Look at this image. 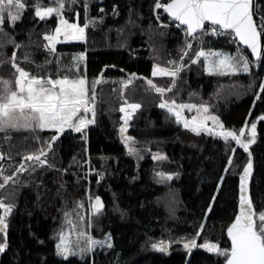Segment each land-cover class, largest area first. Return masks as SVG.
<instances>
[{
	"label": "trees",
	"instance_id": "16d2710c",
	"mask_svg": "<svg viewBox=\"0 0 264 264\" xmlns=\"http://www.w3.org/2000/svg\"><path fill=\"white\" fill-rule=\"evenodd\" d=\"M22 2L26 7L21 18L14 25L5 21L0 31V78L13 81L14 86L16 74L10 60L14 51L17 64L40 76L56 75L58 57L61 76L82 75L90 93L94 87L96 116L83 133L65 130L50 150L47 141L54 131L10 130V140L0 133V183L4 176L16 181L0 188V200L14 205L7 218L8 248L0 253V264H224L223 255L199 246L189 250L183 244L195 239L197 245L208 242L230 249L226 228L238 211V179L248 152L231 139L226 143L221 137L185 129L173 114L159 107L161 95L147 81L168 88L172 78L152 76V66L173 68L168 61H179L185 43L177 31L159 25L153 11L155 0H87V18L84 0L71 3L69 16L79 12L81 26L93 17H103V22L97 19L94 26L89 24L82 42L58 44L54 54L44 48L47 41L43 36L54 32L57 17L40 20L34 6H55V0ZM254 4L259 8L264 0ZM114 5L118 15L113 14ZM101 7L104 12L99 11ZM262 44L264 48V37ZM204 49L232 50L224 41L213 40L206 41ZM197 51L193 44L184 56L186 67L164 98L177 104H205L225 129L237 134L256 123L255 142L249 145V152L253 163L250 193L258 220L264 211V120L259 119L264 115V91L260 88L264 56L246 74H207L202 59L191 63L190 56ZM81 52L85 59L74 61ZM45 60L51 63L45 64ZM73 64H78V70L69 71ZM97 79L100 82L94 84ZM128 80L132 82L125 87ZM126 101L141 105L127 123L128 136L133 137L129 146L136 149L135 154L118 136L124 125L120 108ZM40 148L48 151L47 159L54 167L25 159ZM157 154L166 159H153ZM21 164L27 171L18 173ZM157 172L178 175L167 180ZM96 196L104 207L99 215L88 217L89 203H94ZM80 204L83 207H78ZM82 211L84 225L77 217ZM65 212L77 231H86L95 240L110 235L113 247L97 245L83 258L58 256L59 233L70 230ZM158 241H171L169 255L151 247Z\"/></svg>",
	"mask_w": 264,
	"mask_h": 264
},
{
	"label": "snow or ice",
	"instance_id": "6c2138e0",
	"mask_svg": "<svg viewBox=\"0 0 264 264\" xmlns=\"http://www.w3.org/2000/svg\"><path fill=\"white\" fill-rule=\"evenodd\" d=\"M78 0H71L72 4H76ZM26 7L22 0H0V31H3L5 20L11 24H15L21 18V11ZM35 16L40 20L46 17H52L53 14L58 18V23L54 32L45 33L43 39L48 43L44 45L50 53H56V44L63 37L64 40L84 41L86 40V29L89 24L93 26L97 19L103 22V17L91 18L87 23L81 26L79 23H69L63 16L65 8V0H55V6L42 7L39 3L35 6ZM85 17L89 4L84 0L83 4ZM163 9L165 13L177 23V27L184 26L185 30V47L181 49L179 61L169 60L168 63L174 65L173 68L161 67L159 64H153L152 76H168L171 77V86L168 88L159 87L148 80L147 83L157 93L161 95L159 107L165 109L168 113L175 116L177 123H182L185 129H189L196 134L206 132L210 135L222 137L228 143L231 139L235 141L245 152H248L249 159L243 169V173L239 177V214L235 216L234 222L231 223L227 229V234L231 239L230 249H221L215 243L205 242L197 245L195 239L188 240L183 244L184 248L191 250L194 247L206 248L210 253L223 255L226 258V264H264V211L258 214L254 211V205L249 192L250 178L253 173V163L251 159V152H249V145L255 142L256 128L255 122L251 123L250 136L251 139H242L245 129L241 128L239 134L235 130H227L219 117L211 115L208 112V106L205 104H184L164 98V93L172 90L175 86L176 79L180 72L186 67L183 63L184 56L189 55V50L193 48L192 40L197 39V33L202 37L208 35L206 22L211 26L210 32L213 35H230L238 38L239 41L246 45L251 50V55L260 60L264 56V48H262L261 39L264 37V6L257 7L253 0H155L154 9ZM100 12H104L101 7ZM113 14L118 15L115 5L113 6ZM79 15V13H77ZM157 19L159 16L157 15ZM167 27V25H160ZM190 38V39H189ZM17 48L20 45H16ZM203 57L204 65L208 72L226 74H238L250 72L249 57L243 51L237 50L235 55L225 54L220 51L203 49L195 52L194 57L190 56L191 63ZM214 58V59H213ZM24 59L27 61L29 57L25 55ZM85 59V54L81 52L78 56H74V61H82ZM12 68L15 69L14 86L13 81L9 79L0 78V133H4V139L10 140V130H54V134L47 141V150L52 148V142L63 133L66 129H71L77 133H83L84 129L89 124L95 123V90L88 88V82L84 76H76L72 73L70 77L67 73L60 75V62L56 58L57 72L53 76L51 72L47 76H40L30 73V71L21 67L16 63L15 51L10 58ZM45 64L51 61L45 60ZM43 67V65H37ZM71 68H77L78 64H73ZM133 76L136 74L133 73ZM100 80L94 81V84L99 83ZM132 81L128 80L124 83L126 87ZM260 88L264 91V83L260 84ZM261 97H257L260 99ZM128 109L122 106L120 111L125 115L121 117L124 120V125L120 127L121 138L125 145L129 147V152L135 154L136 149L129 146V141H133V137L124 136L127 131L128 119H131L132 113L141 107L138 103L128 104L125 102ZM191 110L195 108L197 115L191 119L184 118L182 112L184 109ZM91 114L89 118L88 114ZM259 119L264 120V115ZM213 122V126L208 125V121ZM35 139L39 140L38 136ZM40 148L37 152L28 154L25 159L33 161L35 165L54 167L48 159V151ZM235 152V149H232ZM43 157V159H42ZM3 154L0 153V159ZM75 160V158H73ZM153 159H166L162 154L153 156ZM228 165H232L231 157L228 159ZM32 170L35 171V167ZM27 168L21 164L16 172H25ZM58 171L66 172L67 169H58ZM228 169L225 168V172ZM156 175L161 179L171 180L173 175L164 172H157ZM223 181V177L220 178ZM13 180L12 176H4L3 183H0V188ZM63 186V185H62ZM220 185L217 186L219 192ZM91 200V198H90ZM216 196L212 197L215 202ZM14 205L6 204L0 200V209L3 210L0 214V253H4L8 248V216L12 212ZM78 207H83L82 204ZM104 205L99 196L95 197L94 203L91 204L92 212L96 215L101 213ZM212 205L209 204V211ZM78 219H84L77 213ZM65 222L69 225L70 232H75L77 241L73 246L69 240L68 235L61 229L59 233V242L56 244V254L67 259L70 255H80L83 258L87 253L92 252L94 248L100 247L112 248L111 236H106L104 240H95L86 232L77 231V225L70 218L69 213L65 212ZM203 228V225H201ZM199 236V232L196 233ZM84 240V246L80 245V240ZM171 241L165 243L164 241L153 242L151 247L160 252H168Z\"/></svg>",
	"mask_w": 264,
	"mask_h": 264
},
{
	"label": "rangeland",
	"instance_id": "374dc122",
	"mask_svg": "<svg viewBox=\"0 0 264 264\" xmlns=\"http://www.w3.org/2000/svg\"><path fill=\"white\" fill-rule=\"evenodd\" d=\"M72 9V7H71V3H69V1H67V0H65V8H64V11H63V16H64V18L65 19H67L68 21H69V23H79V19H80V16L79 15H77V13H79V12H74V14H73V18H71L70 16H69V14L71 13V10ZM22 12V11H21ZM53 15H55V14H53ZM5 21H7V19L5 20ZM59 21H58V18H57V23H58ZM80 24V23H79ZM79 42H82V41H75V40H64L63 39V37H61L60 38V41L56 44V46L58 45V44H62V43H79ZM48 43V42H47ZM204 51L205 52H207L208 50H205L204 49ZM213 51V50H212ZM227 54H229V52H226ZM236 53H234V54H232V55H235ZM200 59H202L203 61H204V58L203 57H201ZM214 59V58H213ZM161 66V65H160ZM161 67H164V66H161ZM165 68H167V67H165ZM250 68H251V65H250ZM204 69H205V73H207V74H215V73H210V72H208L207 70H206V68H205V65H204ZM238 74H246V73H238ZM231 75H235V74H231ZM125 107V110H126V112H128V111H131L130 109H128L127 108V106L125 105L124 106ZM123 114V116L125 115L124 113H122ZM182 115H183V117L184 118H187V119H191L193 116H196L197 115V110L195 109V108H193V109H191V110H188L187 108L186 109H184L183 110V112H182ZM91 118V117H90ZM124 121V120H123ZM182 124V123H181ZM183 125V124H182ZM208 125L210 126V127H212L213 126V122L211 121V120H209L208 121ZM245 129V133H244V136H242L241 138L242 139H245V140H247V139H251V136H250V128L248 127V128H244ZM67 130V129H66ZM45 131H54V130H47V129H45ZM124 136H128V131H126L125 133H124ZM213 136H215V135H213ZM246 136H247V139H246ZM217 137H219V136H217ZM222 138V137H221ZM93 204V203H92ZM90 212V213H89ZM88 215L90 216V214L91 213H93L92 212V209H91V204L89 203V209H88ZM81 217H83L84 219H80V221H81V224L82 225H84V220H85V213H84V211H82L81 212ZM86 232V231H85ZM87 233V232H86ZM66 235H68V238H69V240L72 242V244H75V242L77 241V235L75 234V232H70V230H69V233H65ZM88 234V233H87ZM89 235V234H88ZM90 236V235H89ZM80 245L81 246H84V240L83 239H81L80 240ZM70 256H76V257H79L80 255L77 253V255H70Z\"/></svg>",
	"mask_w": 264,
	"mask_h": 264
},
{
	"label": "built area",
	"instance_id": "2783aa9c",
	"mask_svg": "<svg viewBox=\"0 0 264 264\" xmlns=\"http://www.w3.org/2000/svg\"><path fill=\"white\" fill-rule=\"evenodd\" d=\"M161 2H166V0H161ZM154 14L156 16V20L158 21L159 25H167V28H171L175 31H177L183 41L185 42V30L182 26L177 27V22L173 21L171 18L166 17L164 14L163 9H154ZM157 15L159 16V19H157ZM206 28L208 29L209 34L208 35H204V36H197L196 40H192V44H196L199 47V50L202 49V46L204 44L205 41H224L228 46H230L234 51L237 50H241L244 52V54H246V50L240 45V43L238 42V40L236 38H234L233 36L230 35H213L210 32V28L211 26L208 25L206 26ZM190 39V38H189Z\"/></svg>",
	"mask_w": 264,
	"mask_h": 264
},
{
	"label": "water",
	"instance_id": "95a60500",
	"mask_svg": "<svg viewBox=\"0 0 264 264\" xmlns=\"http://www.w3.org/2000/svg\"><path fill=\"white\" fill-rule=\"evenodd\" d=\"M253 3H254V0H253ZM166 15H167V13H166ZM168 16V15H167ZM169 17V16H168ZM178 23V22H177ZM206 25H208L207 24V22H206ZM184 27V26H183ZM199 33V32H198ZM197 33V34H198ZM238 39V38H237ZM238 41H239V39H238ZM239 43L245 48V49H247V51L249 52V54L251 55V50L250 49H248L247 48V46L246 45H243L240 41H239ZM261 44H262V39H261ZM262 48H263V44H262ZM251 57H252V59L254 60V61H256V62H258L259 60H256V58L255 57H253L252 55H251ZM129 125H127V130H129ZM124 135V134H123ZM118 136H119V139H121V133H120V130H119V133H118ZM242 173H243V171H242ZM241 173V174H242ZM240 174V175H241ZM240 177V176H239ZM252 177V176H251ZM239 183H240V181H239V179H238V211H237V213H236V215H238L239 214ZM250 184H251V178H250V183H249V192H250ZM250 196H251V193H250ZM252 199V198H251ZM254 211H255V209H254ZM235 215V216H236ZM234 219H235V217H234ZM234 219H233V221L232 222H234ZM231 222V223H232ZM231 223L229 224V226L228 227H230V225H231ZM228 227L226 228V235H227V238H228V240H229V243H230V247H231V239H230V237L228 236V234H227V229H228ZM168 242V241H167ZM167 242H165V243H167ZM156 250V249H155ZM156 251H158V250H156ZM158 252H160V251H158ZM162 253H165V252H162ZM166 255H169L170 254V249H169V251L168 252H166L165 253ZM224 264H226V261H225V263Z\"/></svg>",
	"mask_w": 264,
	"mask_h": 264
},
{
	"label": "crops",
	"instance_id": "0c3cea01",
	"mask_svg": "<svg viewBox=\"0 0 264 264\" xmlns=\"http://www.w3.org/2000/svg\"><path fill=\"white\" fill-rule=\"evenodd\" d=\"M220 52H223L225 54H227L226 52H229V54H234V53H232V51H220Z\"/></svg>",
	"mask_w": 264,
	"mask_h": 264
},
{
	"label": "bare ground",
	"instance_id": "6f19581e",
	"mask_svg": "<svg viewBox=\"0 0 264 264\" xmlns=\"http://www.w3.org/2000/svg\"><path fill=\"white\" fill-rule=\"evenodd\" d=\"M154 16H155V14H154ZM155 19H156V16H155Z\"/></svg>",
	"mask_w": 264,
	"mask_h": 264
}]
</instances>
